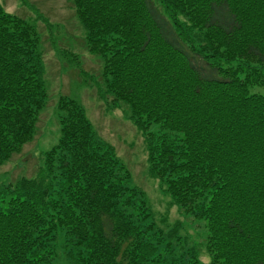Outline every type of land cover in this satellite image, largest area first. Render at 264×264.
<instances>
[{
	"label": "trees",
	"instance_id": "1",
	"mask_svg": "<svg viewBox=\"0 0 264 264\" xmlns=\"http://www.w3.org/2000/svg\"><path fill=\"white\" fill-rule=\"evenodd\" d=\"M101 97L124 105L148 174L206 229L211 264H264V0H67ZM157 2V4H156ZM47 94L39 36L0 6V166L32 143ZM33 178L0 187V264H203L155 227L75 100ZM156 126L154 131L151 130Z\"/></svg>",
	"mask_w": 264,
	"mask_h": 264
},
{
	"label": "rangeland",
	"instance_id": "2",
	"mask_svg": "<svg viewBox=\"0 0 264 264\" xmlns=\"http://www.w3.org/2000/svg\"><path fill=\"white\" fill-rule=\"evenodd\" d=\"M0 6L7 13L24 18L38 33L47 94L37 136L22 152L0 166V187L37 175L43 165V154L59 139L58 99L69 97L82 106L96 137L113 148L130 174V185L143 193L155 227L174 232L175 244L179 242L183 249L194 247L203 263L207 255L203 222L186 218L162 191L158 180L148 174L144 141L130 120L128 108L122 104L110 108L111 98L101 97L102 62L86 51L84 31L70 3L67 0H0ZM249 93L264 97V87H251ZM55 251L54 264H67L62 238L57 241Z\"/></svg>",
	"mask_w": 264,
	"mask_h": 264
},
{
	"label": "clouds",
	"instance_id": "3",
	"mask_svg": "<svg viewBox=\"0 0 264 264\" xmlns=\"http://www.w3.org/2000/svg\"><path fill=\"white\" fill-rule=\"evenodd\" d=\"M203 264H211V257L205 255L203 258Z\"/></svg>",
	"mask_w": 264,
	"mask_h": 264
}]
</instances>
